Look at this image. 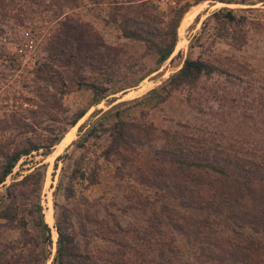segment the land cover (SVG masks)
I'll return each instance as SVG.
<instances>
[{
	"label": "rangeland",
	"instance_id": "obj_1",
	"mask_svg": "<svg viewBox=\"0 0 264 264\" xmlns=\"http://www.w3.org/2000/svg\"><path fill=\"white\" fill-rule=\"evenodd\" d=\"M151 1L165 19L173 9L191 4L179 20L175 49L158 66L145 54L142 43L122 37L119 28L106 20L104 4L94 5L92 0H0V126L12 127L13 121L31 126L16 138L17 130L0 129V138L30 137L44 142V138L64 128L48 153L38 149L19 158L0 184V193L12 179L43 164L40 200L52 241L56 236L52 192L60 179L55 200L67 204L74 226L82 222L90 227L86 217L93 215L110 222L109 214L125 229H151L155 222L159 204L149 188L139 183V173L150 166L145 159L146 148L129 153L125 161L105 160L100 151L109 134L101 133L99 128L86 136L98 120L105 127L117 117L151 123L158 135L162 129L179 128L181 122H187L193 134L231 143L244 155L264 152V0H202L195 4L192 0ZM223 7L231 9L235 17L244 18L245 34L240 46L234 45L229 36L216 34L210 15ZM188 13L193 16L179 31ZM179 42L183 44L177 47ZM188 53L217 59L231 73L201 77L194 89L175 90L154 107L144 103L142 98L174 73ZM87 62L109 67L105 72L111 77L110 83H104L103 68L90 70ZM136 64L143 70L135 73ZM90 81L107 86L98 102L87 87ZM85 109L70 126L71 118ZM107 109L120 110V114L105 120ZM61 141L64 146L54 152ZM159 143L156 137L150 145ZM78 169L85 178L74 176ZM69 178H73L70 190L64 192ZM162 220L160 229L165 230L166 238L176 236L180 247L173 264H200L184 237L168 231L165 215ZM98 246L114 247L106 242Z\"/></svg>",
	"mask_w": 264,
	"mask_h": 264
},
{
	"label": "trees",
	"instance_id": "obj_2",
	"mask_svg": "<svg viewBox=\"0 0 264 264\" xmlns=\"http://www.w3.org/2000/svg\"><path fill=\"white\" fill-rule=\"evenodd\" d=\"M200 1L192 0V4ZM91 3L104 4L106 20L119 28L122 37L142 43L155 66L175 49L179 20L191 5L185 3L173 9L165 19L151 0H92ZM210 16L216 25V34L229 36L234 45L243 43V16L235 17L231 9L224 7ZM191 46L192 43L188 47ZM85 65H90V70L103 68L90 62ZM135 67V73L143 70L139 64ZM108 68H103L101 73L107 85L111 79L105 72ZM230 73L217 59L192 57L188 53L181 66L142 100L154 107L175 90L194 89L201 77ZM141 78L139 75L138 80ZM87 87L95 102L107 90V86L92 81L87 82ZM85 111L77 112L68 124L74 125ZM119 111L107 109L103 116L108 120L109 115L119 116ZM181 123L179 128L162 129L158 135L151 123L117 117L106 127L98 120L86 133L91 136L100 128L101 133L109 134L107 144L100 151L108 161H125L129 153L146 148L145 159L150 166L146 172L139 173V183L149 188L159 204L151 229H125L113 214H109L110 222L93 215L86 217L90 227L82 222L74 226L67 204L55 200L60 179L52 192L56 234L52 241L40 200L44 169L39 164L12 179L0 193V264H173L180 247L176 236L166 238L165 230L160 229L164 215L168 231L184 237L200 264H264V152L244 155L231 143L193 134L187 122ZM0 127L17 130L16 138L31 126L13 121L12 127ZM63 130L44 138V142L30 137L0 138V184L21 156L38 149L48 153L60 140ZM156 137L160 139L159 145H150ZM75 175L85 178L80 170ZM72 180L66 181L64 192L70 190ZM101 242L114 247H99Z\"/></svg>",
	"mask_w": 264,
	"mask_h": 264
},
{
	"label": "bare ground",
	"instance_id": "obj_3",
	"mask_svg": "<svg viewBox=\"0 0 264 264\" xmlns=\"http://www.w3.org/2000/svg\"><path fill=\"white\" fill-rule=\"evenodd\" d=\"M193 10L190 12L191 14H193V13H195V8H192ZM190 13H188V14H186L185 15V17H184V20H183V22H182V24H181V27H180V30L179 31H181V28L183 27V25L186 23V20L187 19H189V18H191L193 15H191ZM183 43L182 42H179L178 43V45H177V47H179V46H181ZM64 141V140H63ZM63 141H61V143L59 144V145H57V147H56V149H55V151L54 152H56V151H58L59 149H61L63 146H64V142ZM54 152H53V154H54ZM50 211H49V213H48V218H49V221H50Z\"/></svg>",
	"mask_w": 264,
	"mask_h": 264
},
{
	"label": "built area",
	"instance_id": "obj_4",
	"mask_svg": "<svg viewBox=\"0 0 264 264\" xmlns=\"http://www.w3.org/2000/svg\"><path fill=\"white\" fill-rule=\"evenodd\" d=\"M31 46H29V48H30ZM23 62V61H22Z\"/></svg>",
	"mask_w": 264,
	"mask_h": 264
}]
</instances>
